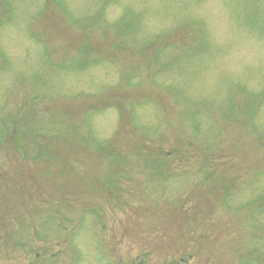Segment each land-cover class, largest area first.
Instances as JSON below:
<instances>
[{"label":"rangeland","instance_id":"obj_1","mask_svg":"<svg viewBox=\"0 0 264 264\" xmlns=\"http://www.w3.org/2000/svg\"><path fill=\"white\" fill-rule=\"evenodd\" d=\"M0 264H264V0H0Z\"/></svg>","mask_w":264,"mask_h":264}]
</instances>
